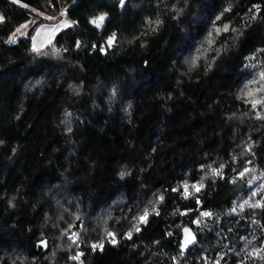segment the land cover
Wrapping results in <instances>:
<instances>
[{
	"label": "trees",
	"instance_id": "trees-1",
	"mask_svg": "<svg viewBox=\"0 0 264 264\" xmlns=\"http://www.w3.org/2000/svg\"><path fill=\"white\" fill-rule=\"evenodd\" d=\"M261 72L264 0H0V264H264Z\"/></svg>",
	"mask_w": 264,
	"mask_h": 264
},
{
	"label": "snow or ice",
	"instance_id": "snow-or-ice-1",
	"mask_svg": "<svg viewBox=\"0 0 264 264\" xmlns=\"http://www.w3.org/2000/svg\"><path fill=\"white\" fill-rule=\"evenodd\" d=\"M62 15H63V13H62ZM49 19H51V17H49ZM217 19H220V17H217ZM103 20H104V17H99L97 20L93 21V23H95L97 25V27H99L100 24L103 22ZM61 26L62 27H71L72 25L70 23H68V22L65 21V22H63L62 25H57V26L52 27L50 29V31L52 32V35L53 36H55L56 32L60 31ZM21 27L22 28H26L27 25H22ZM215 31H216L217 35H219L222 31L223 32L229 31V26L225 24L224 27H223V29L216 28ZM17 32H20V30L17 29ZM20 34L23 35V33H20ZM114 38L115 37L113 36L112 38L109 39V41H108L109 45H111V43L113 42ZM8 43H15V34H13V36L9 38ZM51 43H52L51 40H49L47 42V44H49V45ZM209 43L211 44L212 41L210 40ZM77 46H79V42L77 43ZM42 47L41 48H37L34 45L33 46V51L34 52H37V53H40L41 50H42ZM193 63H194V61H193ZM252 83L253 84H259L260 86L258 88H255V89H249L246 93H244L245 96L251 98L247 102L251 103L253 109H255L257 107V105H260L261 107H264V98H261V99H256L255 98V94L257 92L264 93V72H261L260 73L259 80H254V81H252ZM257 118H264V117H261L259 114H257ZM213 171H214V174H217L216 173V170H213ZM245 171L247 172L248 169H245ZM240 175L243 176L244 173H241ZM184 187H185V191L187 192L188 191V186L185 185ZM192 187L195 188L196 191H199L200 190V187H202V185L199 186V187L196 186V185H193ZM173 191H176V189H174ZM255 195H256V193L253 192V196H255ZM159 199L160 200H163V196H161ZM245 203H247V202H245ZM203 215L204 216H208L210 214L209 213H203ZM148 216H149V213L147 211H145L144 214L138 218V224L146 223L147 222V219H148ZM139 230H140V228L138 226H135V231H139ZM184 231L186 233V240H185V245L184 246L186 247L187 244L193 242V239L194 238L192 237V234L190 233V231L187 228H185ZM107 235L112 237V240H111L112 243H115L116 242V238H115V234L114 233L109 232V233H107ZM128 237L131 238V233H128ZM70 239L72 240L73 243H76L77 242V239H78V234L77 233H72ZM92 247H93V249L102 248L103 247V244H99V245L94 244V245H92ZM77 258L78 257H73V259H77Z\"/></svg>",
	"mask_w": 264,
	"mask_h": 264
},
{
	"label": "rangeland",
	"instance_id": "rangeland-1",
	"mask_svg": "<svg viewBox=\"0 0 264 264\" xmlns=\"http://www.w3.org/2000/svg\"><path fill=\"white\" fill-rule=\"evenodd\" d=\"M38 15L46 16L42 12H38V11L36 12V16H35V13H33L32 15L29 16L28 19H26L24 22H22L21 24H19L17 26L15 33L18 35L20 33L24 34L28 29H30L34 25V22L36 21V18L38 17ZM50 17H51L50 22L41 23L38 26H36V28L34 29V32H33L32 37H31L32 46L35 45V47H37V48H41L42 46H45L49 40L52 41L54 38V36L52 35V32L50 31V29L52 27L57 26V25H62L63 22H65V21L69 23L68 19L62 17V14L60 13V11L58 14L52 15ZM99 17H103V16L95 17L93 21L97 20ZM102 24H103V22L98 27L99 29H101ZM22 25H27V27L22 28L21 27ZM63 28H65V27L61 26L60 30ZM17 29H19L20 32H17Z\"/></svg>",
	"mask_w": 264,
	"mask_h": 264
},
{
	"label": "water",
	"instance_id": "water-1",
	"mask_svg": "<svg viewBox=\"0 0 264 264\" xmlns=\"http://www.w3.org/2000/svg\"><path fill=\"white\" fill-rule=\"evenodd\" d=\"M187 229L190 231V233L192 234V237H193L194 239H193V242H192V243L187 244V246L185 247L184 245H185V240H186V233H185V231L183 230V234H182V238H181V245H180V249H181L182 251H186V250L189 248V246H190L191 244H194V243H196V241H197V237H196L195 233L192 231V229L189 228V227H187Z\"/></svg>",
	"mask_w": 264,
	"mask_h": 264
},
{
	"label": "built area",
	"instance_id": "built-area-1",
	"mask_svg": "<svg viewBox=\"0 0 264 264\" xmlns=\"http://www.w3.org/2000/svg\"><path fill=\"white\" fill-rule=\"evenodd\" d=\"M60 13L61 14L63 13L62 17L66 18V15H65V13L63 11H60ZM129 233H131V232H129ZM99 244H101V243H98L97 245H99ZM77 248H79L78 245H77ZM73 257H78V258L77 259H73ZM70 259L73 261V264H82L80 253L78 251H76L75 253L71 254L70 255Z\"/></svg>",
	"mask_w": 264,
	"mask_h": 264
}]
</instances>
